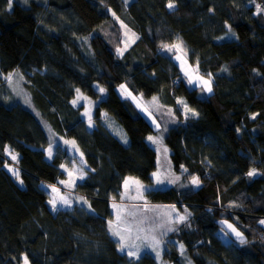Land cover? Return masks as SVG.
<instances>
[{
	"label": "trees",
	"instance_id": "16d2710c",
	"mask_svg": "<svg viewBox=\"0 0 264 264\" xmlns=\"http://www.w3.org/2000/svg\"><path fill=\"white\" fill-rule=\"evenodd\" d=\"M120 20L137 33L123 54ZM176 42L209 77L210 92L188 84L166 50ZM11 73L22 77L37 115L17 102V88L2 76ZM121 83L133 94L159 96L176 117L164 143L180 180L146 192L152 202L185 210L165 235L164 259L264 264L263 0H12L11 7L0 0V264H157L150 252L135 258L122 251L109 226L123 178L150 183L157 160L146 140L155 129L119 94ZM78 89L96 102L91 129L70 102ZM104 112L123 126L127 144ZM44 124L74 138L89 165L70 209L53 212L40 186L57 182L69 156L57 147L47 159ZM5 147L21 183L5 169Z\"/></svg>",
	"mask_w": 264,
	"mask_h": 264
},
{
	"label": "rangeland",
	"instance_id": "374dc122",
	"mask_svg": "<svg viewBox=\"0 0 264 264\" xmlns=\"http://www.w3.org/2000/svg\"><path fill=\"white\" fill-rule=\"evenodd\" d=\"M125 1L128 5L132 0ZM260 4L261 2L257 3L256 6L258 7ZM112 14L115 16L114 13ZM119 25L122 45L117 49V53L123 54L136 41L137 33L126 22L120 20ZM176 45L179 47H174ZM180 48V43L176 42V44L167 47L166 50L171 54L176 63L179 64L181 72L188 84L202 87L204 93L201 91V94L210 92L208 91V88L211 86L209 77L200 75L197 69L187 62L185 52L182 54ZM2 76L6 79V83L12 82L15 88H17V102L30 108L37 115L38 107L33 101L30 90L24 86L22 77H19L16 73H11L8 74L9 80H7L5 75L2 74ZM121 85L124 87L122 88ZM117 89L122 97L131 100L155 129V132L148 135L146 140L155 150L157 160L156 168L151 173L150 183H145L134 175H126L123 178L120 197L110 201V209L113 216L109 219V226L111 232L120 233V235H117L120 239V249L121 245H123L122 251L128 255L129 253H133L130 256L136 258L147 251L155 257L157 264H172L163 257L165 235L173 229V222L179 221L178 218L184 216L185 210L181 209L179 207L180 205L175 202H152L147 199L146 192L153 189H164L174 186L180 180L181 174L174 171L169 157V148L164 143V135L169 127L176 122V117L173 109L161 104L162 102L159 96L144 97L141 94H133L124 83H121ZM8 101L14 102L15 99L10 98ZM70 102L74 106L82 107L79 112V117L84 121L86 128L91 129L95 125V100L81 89H78L75 97ZM40 120H42L41 117ZM102 120H105L110 131L119 140L125 144L129 142V137L125 129L113 116L106 115V112H104L102 114ZM44 125L50 137V144L45 148L47 159L51 160L53 158L57 147L65 149L69 156L60 165L63 175L58 178L57 182L54 184L42 182L40 186L47 193V203L53 212L58 209H70L75 204L72 200L74 196L71 197L74 194L72 189L77 183L85 179V174L88 175L89 165L74 138L54 132L49 124ZM150 136L155 139V143L148 139ZM4 150L8 159L5 164V169L15 176L18 183H21L19 174L14 166L15 160L12 159L13 152L8 147H5ZM129 178H131V181L125 187V180ZM193 178L190 179V185L198 187L200 183L193 184ZM132 181H138L139 184L133 183ZM53 188L56 191H53ZM178 248L184 249L183 244L178 243Z\"/></svg>",
	"mask_w": 264,
	"mask_h": 264
},
{
	"label": "snow or ice",
	"instance_id": "6c2138e0",
	"mask_svg": "<svg viewBox=\"0 0 264 264\" xmlns=\"http://www.w3.org/2000/svg\"><path fill=\"white\" fill-rule=\"evenodd\" d=\"M11 3H12V0H9V7H11ZM168 7H169V8H172V7H174V5H173L172 3H169ZM165 47H167V46H165ZM174 47H179V46L176 45V46H174ZM169 50H170V49H169ZM178 58H179V57H178ZM205 83H207V82H205ZM121 87L123 88L124 86L121 85ZM101 91H103V90H101ZM208 91H211V88H210V87L208 88ZM153 99L155 100V98H153ZM178 102H179V103H183V101H178ZM74 103H75V101H74ZM148 139L151 140V141H153L154 143L156 142L155 139H154L153 137H151V136L148 137ZM12 159L15 160V159H16V156H15V155H12ZM10 170H11V169H10ZM248 175H249V176H253V175H255V172H254V171H250V172L248 173ZM130 181H131V178H129L128 180H125V187H127V186L129 185ZM132 182H133V183H136V184H139L138 181H132ZM158 182H159V181H158ZM62 183H63V182H62ZM192 183H193V184H199V180L196 179V178H193ZM53 191H56V189L53 188ZM178 219L182 221V220L185 219V217H184V216H180ZM261 223L264 224V221H261ZM110 224H111V222H110ZM229 228H232V226L229 225ZM232 231L236 233V236H237L238 238H240V243H241V244L246 243V241L243 239L242 234H241L240 232L236 231V229H234V228H232ZM113 235H120V233H119V232H113ZM121 239H123V237H121ZM123 247H124V246L121 245V250H123ZM129 255H133V253H129ZM25 264H27V260H25Z\"/></svg>",
	"mask_w": 264,
	"mask_h": 264
}]
</instances>
